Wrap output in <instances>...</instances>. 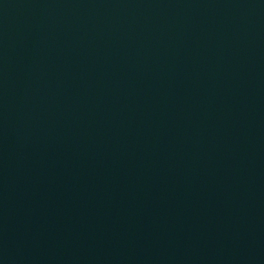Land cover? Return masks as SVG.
I'll use <instances>...</instances> for the list:
<instances>
[{
    "label": "water",
    "instance_id": "obj_1",
    "mask_svg": "<svg viewBox=\"0 0 264 264\" xmlns=\"http://www.w3.org/2000/svg\"><path fill=\"white\" fill-rule=\"evenodd\" d=\"M0 264H264V0H0Z\"/></svg>",
    "mask_w": 264,
    "mask_h": 264
}]
</instances>
